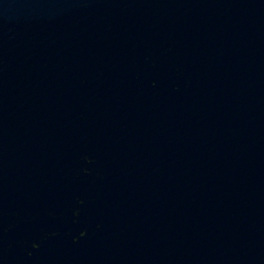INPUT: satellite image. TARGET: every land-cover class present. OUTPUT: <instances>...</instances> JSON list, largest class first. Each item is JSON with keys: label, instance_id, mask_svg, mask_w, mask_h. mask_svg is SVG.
Segmentation results:
<instances>
[{"label": "water", "instance_id": "water-1", "mask_svg": "<svg viewBox=\"0 0 264 264\" xmlns=\"http://www.w3.org/2000/svg\"><path fill=\"white\" fill-rule=\"evenodd\" d=\"M0 264H264V0H0Z\"/></svg>", "mask_w": 264, "mask_h": 264}]
</instances>
